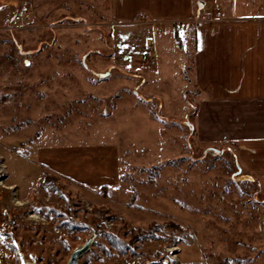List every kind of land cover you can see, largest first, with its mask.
<instances>
[{"label":"rangeland","instance_id":"rangeland-1","mask_svg":"<svg viewBox=\"0 0 264 264\" xmlns=\"http://www.w3.org/2000/svg\"><path fill=\"white\" fill-rule=\"evenodd\" d=\"M196 1L201 15L173 31L115 29L66 5L9 18L0 31V264H68L95 234L79 264H264V178L190 130L200 100L194 26L211 8ZM38 132L45 148L116 147L118 181L44 171Z\"/></svg>","mask_w":264,"mask_h":264},{"label":"crops","instance_id":"crops-1","mask_svg":"<svg viewBox=\"0 0 264 264\" xmlns=\"http://www.w3.org/2000/svg\"><path fill=\"white\" fill-rule=\"evenodd\" d=\"M208 4L211 8L193 32L191 78L200 100L192 130L202 145L233 148L243 169L264 178V0ZM61 5L86 16L100 13L115 29L145 32L184 28L204 8L196 0H0V31L11 29L8 20L17 19L20 8ZM33 152L35 162L56 177L92 186L119 179V153L113 146L53 149L36 143Z\"/></svg>","mask_w":264,"mask_h":264},{"label":"water","instance_id":"water-1","mask_svg":"<svg viewBox=\"0 0 264 264\" xmlns=\"http://www.w3.org/2000/svg\"><path fill=\"white\" fill-rule=\"evenodd\" d=\"M96 237L97 235L95 234L91 239H89L85 243L84 246L75 249L71 255V258L68 264H79L80 259L91 250L93 244L96 241ZM24 264H36V261L35 259H33L32 262L25 261Z\"/></svg>","mask_w":264,"mask_h":264},{"label":"trees","instance_id":"trees-1","mask_svg":"<svg viewBox=\"0 0 264 264\" xmlns=\"http://www.w3.org/2000/svg\"><path fill=\"white\" fill-rule=\"evenodd\" d=\"M192 56H194V55H192ZM193 58H194V57H192V64H193ZM186 73H188V71H187ZM0 101H1V100H0ZM195 110H196V109H195ZM195 113H196V111L193 113V117H192V119L194 118ZM189 124H190V130L193 132V130H192V122H190ZM32 125H33L32 122H31V121H28V122L24 123L23 125H21L19 128H22V129H23L24 127L32 126ZM39 138H40V133L38 132L37 135H36V137H35L34 140H33V141H35V143H34V142L32 141V139H31V140L28 142V144H29V145H32L33 143L36 144V141H38ZM55 181H56V179H55L54 177H52V176H50V175H47V176H45L43 183L47 182V183L53 184V183H55ZM47 185H48V184H47ZM43 186H44V185H43ZM230 263L244 264L242 261H237V259H233V261H230V259H227V260L224 262V264H230Z\"/></svg>","mask_w":264,"mask_h":264},{"label":"built area","instance_id":"built-area-1","mask_svg":"<svg viewBox=\"0 0 264 264\" xmlns=\"http://www.w3.org/2000/svg\"><path fill=\"white\" fill-rule=\"evenodd\" d=\"M151 57H152V55H151ZM150 57V58H151ZM153 60H155V57L153 56ZM8 173H7V169H6V167L4 166V163H3V160L0 158V187H2V188H5V189H7V187L4 185V180H3V178H4V176H6Z\"/></svg>","mask_w":264,"mask_h":264}]
</instances>
